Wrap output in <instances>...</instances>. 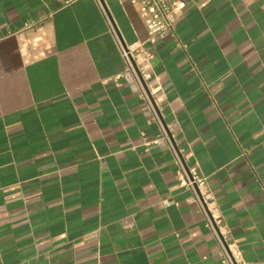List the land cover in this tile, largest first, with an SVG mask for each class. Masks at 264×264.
Returning a JSON list of instances; mask_svg holds the SVG:
<instances>
[{"label":"crops","instance_id":"1","mask_svg":"<svg viewBox=\"0 0 264 264\" xmlns=\"http://www.w3.org/2000/svg\"><path fill=\"white\" fill-rule=\"evenodd\" d=\"M146 44L158 121L114 77L147 38L130 0H0V264H221L161 137L264 264V0H179ZM161 122V123H160ZM150 142V143H148Z\"/></svg>","mask_w":264,"mask_h":264},{"label":"built area","instance_id":"2","mask_svg":"<svg viewBox=\"0 0 264 264\" xmlns=\"http://www.w3.org/2000/svg\"><path fill=\"white\" fill-rule=\"evenodd\" d=\"M72 1L74 0H65V3L67 4ZM130 2L137 8L147 31V38L126 44L120 40L112 27L126 65L124 71L116 75L114 80L120 84L119 79L123 78L130 83L133 89L138 91L146 101L147 109L160 121L156 101L153 97L158 80L147 71L150 67L152 54L146 50L145 46L146 44L154 45L158 39L175 35L176 24L182 14L184 4L179 0H130ZM172 125L161 124V137L151 142L166 145L173 152L175 160L179 165L180 184L192 191L190 200L201 207L208 225L219 238L221 251L218 256L221 264H247L243 260L241 251L236 244L226 240L228 229L222 224L214 199L207 191L206 180L201 175L197 165H187L185 163L181 152L171 137L169 128Z\"/></svg>","mask_w":264,"mask_h":264}]
</instances>
